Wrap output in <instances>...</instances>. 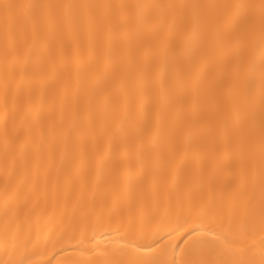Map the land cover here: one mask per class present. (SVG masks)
<instances>
[{
    "label": "bare ground",
    "instance_id": "bare-ground-1",
    "mask_svg": "<svg viewBox=\"0 0 264 264\" xmlns=\"http://www.w3.org/2000/svg\"><path fill=\"white\" fill-rule=\"evenodd\" d=\"M201 261L264 264V0H0V264Z\"/></svg>",
    "mask_w": 264,
    "mask_h": 264
},
{
    "label": "snow or ice",
    "instance_id": "snow-or-ice-1",
    "mask_svg": "<svg viewBox=\"0 0 264 264\" xmlns=\"http://www.w3.org/2000/svg\"><path fill=\"white\" fill-rule=\"evenodd\" d=\"M4 7H12V5H4ZM31 7V5L29 6ZM201 229L198 227H193L191 228V230L187 233V236L191 239V244L192 246H196L198 244L203 243L200 239H199V233H200ZM215 239L219 240L220 237L216 236ZM158 243V242H157ZM142 248L146 249L147 251H152L154 250V245L153 244H148V245H142ZM173 264H175V262H173ZM200 264H207V262L205 261H201Z\"/></svg>",
    "mask_w": 264,
    "mask_h": 264
}]
</instances>
